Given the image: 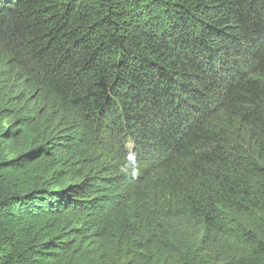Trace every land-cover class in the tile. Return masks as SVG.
Returning a JSON list of instances; mask_svg holds the SVG:
<instances>
[{"label": "trees", "instance_id": "16d2710c", "mask_svg": "<svg viewBox=\"0 0 264 264\" xmlns=\"http://www.w3.org/2000/svg\"><path fill=\"white\" fill-rule=\"evenodd\" d=\"M0 264H264V0H0Z\"/></svg>", "mask_w": 264, "mask_h": 264}, {"label": "rangeland", "instance_id": "374dc122", "mask_svg": "<svg viewBox=\"0 0 264 264\" xmlns=\"http://www.w3.org/2000/svg\"><path fill=\"white\" fill-rule=\"evenodd\" d=\"M147 153V152H146Z\"/></svg>", "mask_w": 264, "mask_h": 264}]
</instances>
